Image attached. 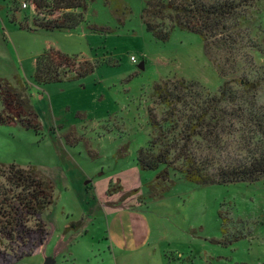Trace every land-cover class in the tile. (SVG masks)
<instances>
[{
  "label": "rangeland",
  "instance_id": "374dc122",
  "mask_svg": "<svg viewBox=\"0 0 264 264\" xmlns=\"http://www.w3.org/2000/svg\"><path fill=\"white\" fill-rule=\"evenodd\" d=\"M146 1L87 0L82 26L49 32L10 22L12 11L17 21L34 15L27 0H0V79L21 92L28 85L41 124L38 134L17 124L0 125V163L35 167L54 183V201L42 214L51 240L41 253L16 264H264V178L199 187L170 172L172 184L163 183L169 190L153 198L147 184L162 192L158 172L136 165L138 150L151 136L147 110L155 83L183 79L210 93L223 84L200 36L177 28L158 42L146 31L141 21ZM87 24L111 32L91 33ZM241 25L257 44L243 53L261 69L264 0L248 10ZM49 47L83 55L97 68L79 81L37 86L35 60ZM243 64L244 57L237 69ZM256 98L264 106V85ZM230 142L235 153L237 145ZM118 179L125 187L137 185L132 189L137 193L107 213L104 203L117 193H105ZM76 222L83 229L66 230Z\"/></svg>",
  "mask_w": 264,
  "mask_h": 264
},
{
  "label": "trees",
  "instance_id": "16d2710c",
  "mask_svg": "<svg viewBox=\"0 0 264 264\" xmlns=\"http://www.w3.org/2000/svg\"><path fill=\"white\" fill-rule=\"evenodd\" d=\"M27 1L34 15H24L22 21H17L12 11L9 19L22 30L70 31L85 22L87 0ZM103 1L105 5L121 4V0ZM259 1H146L141 15L146 31L158 42H166L177 28L200 36L208 61L223 80L216 93L183 79L153 85L152 106L147 110L151 136L135 160L140 171L158 172L155 181L162 183V192L156 193L154 184H147L153 198L169 190L163 183L172 184L170 172L179 173L184 181L199 187L251 184L264 178V106L256 98L259 87L264 85V67L258 69L251 55L243 53L257 48V44L241 25L248 10ZM86 29L98 35L111 32L91 24ZM243 57L244 67L238 70L237 63ZM96 68L97 64L83 55L68 56L49 47L35 60L33 83L40 87L71 83L92 75ZM239 71L237 78L225 80ZM22 88L21 92L0 79V125L17 124L38 134L41 124L28 99V85ZM159 108L160 115L156 112ZM230 141L237 145L235 153ZM122 191L117 180L108 185L105 196ZM53 192V181L35 167L0 163V245L4 243L6 249L4 253L0 251V264H16L44 250L51 240V230L42 214L52 205ZM136 193L137 190L123 193L118 205ZM72 224L81 226L80 222ZM59 250L60 242L55 253Z\"/></svg>",
  "mask_w": 264,
  "mask_h": 264
},
{
  "label": "crops",
  "instance_id": "0c3cea01",
  "mask_svg": "<svg viewBox=\"0 0 264 264\" xmlns=\"http://www.w3.org/2000/svg\"><path fill=\"white\" fill-rule=\"evenodd\" d=\"M119 181H120V184H121V180L120 179H118ZM121 186H122V188H123V192L121 193H117V195H114L113 197H111V199L109 200V201H105V203H104V206H103V209L107 212V213H112L114 210H117V209H120L119 207H121V205L125 202V201H123V202H121L119 205H118V202H119V198H120V196L123 194V193H125V192H128V191H130V190H132V189H137L136 187H137V185H135V184H132L130 187H125L124 185H122L121 184ZM107 202H109V203H114L115 205H117V206H108V205H106V203ZM84 216H86L85 214H84ZM88 216H90V214H88ZM88 216H86L88 219H89V217ZM83 227L84 226H80V227H78V228H76V227H74V226H72V227H70V229H83ZM65 236H67V234H65Z\"/></svg>",
  "mask_w": 264,
  "mask_h": 264
},
{
  "label": "built area",
  "instance_id": "2783aa9c",
  "mask_svg": "<svg viewBox=\"0 0 264 264\" xmlns=\"http://www.w3.org/2000/svg\"><path fill=\"white\" fill-rule=\"evenodd\" d=\"M22 7H23V8H26V4H25V3H23V4H22ZM131 61H132V62H134V61H135L133 57H131Z\"/></svg>",
  "mask_w": 264,
  "mask_h": 264
},
{
  "label": "water",
  "instance_id": "95a60500",
  "mask_svg": "<svg viewBox=\"0 0 264 264\" xmlns=\"http://www.w3.org/2000/svg\"><path fill=\"white\" fill-rule=\"evenodd\" d=\"M140 67H143V65H141Z\"/></svg>",
  "mask_w": 264,
  "mask_h": 264
}]
</instances>
